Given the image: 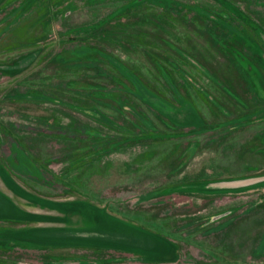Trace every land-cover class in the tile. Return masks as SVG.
Masks as SVG:
<instances>
[{
  "label": "rangeland",
  "instance_id": "1",
  "mask_svg": "<svg viewBox=\"0 0 264 264\" xmlns=\"http://www.w3.org/2000/svg\"><path fill=\"white\" fill-rule=\"evenodd\" d=\"M261 175L264 0H0L8 200L71 201L88 227L100 219L167 247L136 248L152 260L171 258L172 241L185 257L195 235L222 233L220 263L264 264V184L201 190ZM15 210L0 202V214ZM16 223L0 218V264H164L108 238L104 248L11 244Z\"/></svg>",
  "mask_w": 264,
  "mask_h": 264
},
{
  "label": "crops",
  "instance_id": "2",
  "mask_svg": "<svg viewBox=\"0 0 264 264\" xmlns=\"http://www.w3.org/2000/svg\"><path fill=\"white\" fill-rule=\"evenodd\" d=\"M70 165L71 163H68L67 166ZM15 171L18 175H24L28 174L30 170ZM31 171L39 173V169H35V166ZM49 171L54 175L56 174L53 169ZM0 188V202L7 203L10 207L16 208L14 214H0V218H11L18 223L16 226L17 230H15L17 231V235L15 232L8 234L7 242H11V244H18L17 242H19V244H22L21 246L40 250L60 247L83 248V246L89 248H95L96 246L104 248V243H110L106 240L108 238L114 240L112 242L114 245L118 243L119 245H129V243H131L134 244L133 249L139 248L160 253L167 251V247L151 237L144 238V235H142V237H140L141 239H129L123 237L127 235H118L117 232L112 233L114 231L104 230L105 227H103V223H101L100 219H97L99 222L97 221L96 224L88 227L87 221L88 219L92 220L93 217L91 215H89V217L85 216V211L79 212L76 209H68L66 205H70L69 203H71V201L58 204L55 200H50L51 202L49 201L46 205L40 206L37 202L34 203L33 200H26V196L24 195L22 197L25 198H14L16 201V203H14L10 196L8 200V198H6V193L3 194L2 186ZM41 209L47 213V216L43 217L41 215L44 220L42 222L40 216ZM86 212L87 214H92L89 211ZM110 234H112V236H110ZM221 235L222 233L219 234V237L215 236V234L209 235L208 237H203L200 234L195 235L197 237L193 240L189 249L187 248L184 254L185 257H182L180 254L181 248L179 241H172V245H176V249L174 246L171 258L163 261L160 260L161 258L152 260L151 257L149 258L145 255L146 252L141 250L136 249L131 251L138 254L141 259L148 263L178 264L182 262L185 264H222L218 259L213 257V255L219 257L221 254L214 252L216 250L215 246L220 245V241L223 239ZM201 241H203V243ZM207 249H211L213 253H207L206 251H209Z\"/></svg>",
  "mask_w": 264,
  "mask_h": 264
},
{
  "label": "water",
  "instance_id": "3",
  "mask_svg": "<svg viewBox=\"0 0 264 264\" xmlns=\"http://www.w3.org/2000/svg\"><path fill=\"white\" fill-rule=\"evenodd\" d=\"M260 184H264V175L261 176H255L250 178H244L241 180H232V181H223V182H213L211 184L206 185L205 188L201 189L204 191L211 190L213 192L223 191V190H236V189H246L253 186H257ZM193 188V187H189ZM200 190L198 188H193V190ZM226 214H223L221 216H217L213 218L212 220H218L219 218L223 217Z\"/></svg>",
  "mask_w": 264,
  "mask_h": 264
},
{
  "label": "flooded vegetation",
  "instance_id": "4",
  "mask_svg": "<svg viewBox=\"0 0 264 264\" xmlns=\"http://www.w3.org/2000/svg\"><path fill=\"white\" fill-rule=\"evenodd\" d=\"M16 224H18V223H16ZM13 229L17 230V227L16 226H13V227L8 228V231L6 233L14 232L15 230H13ZM60 248H62V247H60ZM63 248H66V247H63ZM52 249H55V248H52ZM122 251H125V250H122ZM126 251L127 252H131V254L138 256V254H136L135 252L128 251V250H126ZM164 264H167V263H164Z\"/></svg>",
  "mask_w": 264,
  "mask_h": 264
},
{
  "label": "trees",
  "instance_id": "5",
  "mask_svg": "<svg viewBox=\"0 0 264 264\" xmlns=\"http://www.w3.org/2000/svg\"><path fill=\"white\" fill-rule=\"evenodd\" d=\"M233 7H234V6H232V9H234L235 11H237L236 8H235V7L233 8Z\"/></svg>",
  "mask_w": 264,
  "mask_h": 264
}]
</instances>
